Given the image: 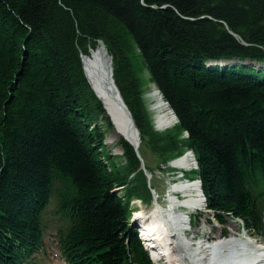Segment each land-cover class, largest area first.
Instances as JSON below:
<instances>
[{"label":"trees","instance_id":"trees-1","mask_svg":"<svg viewBox=\"0 0 264 264\" xmlns=\"http://www.w3.org/2000/svg\"><path fill=\"white\" fill-rule=\"evenodd\" d=\"M98 39L141 143L161 163L191 148L215 219L258 222L264 70L205 61H264V0H0V264L32 246L52 192L74 213V264H153L129 223L146 177L129 142L118 156L104 144L113 124L82 68ZM147 82L176 115L171 128H153Z\"/></svg>","mask_w":264,"mask_h":264},{"label":"bare ground","instance_id":"bare-ground-1","mask_svg":"<svg viewBox=\"0 0 264 264\" xmlns=\"http://www.w3.org/2000/svg\"><path fill=\"white\" fill-rule=\"evenodd\" d=\"M102 52L100 45L90 49L83 56V66L90 84L106 107V114L112 120L113 128L106 137V147H112V152L119 154L120 137L138 144L139 148V134L118 102L119 99L115 101L111 97L116 92L104 81L107 63L106 60L103 63L100 61ZM148 97L152 100L150 105H147L145 99L144 101L153 126L157 130L172 127L175 122L173 113L153 84ZM169 165L185 169L196 163L191 153L187 152L169 161ZM179 178L172 179L167 187L166 206H161L156 200L149 211H145L143 207L133 211V219L139 218L142 221L140 233L145 236V245L153 255L161 256L164 264H264V244L258 245L246 233L238 239L236 231L232 230L225 238L219 237L210 243L204 239L197 240L186 233L190 229L188 213L203 209L205 201L197 180L186 181Z\"/></svg>","mask_w":264,"mask_h":264},{"label":"rangeland","instance_id":"rangeland-1","mask_svg":"<svg viewBox=\"0 0 264 264\" xmlns=\"http://www.w3.org/2000/svg\"><path fill=\"white\" fill-rule=\"evenodd\" d=\"M144 77L147 78L146 73H144ZM151 84L146 83V86L144 88V99L147 103V105H150L151 98L148 97V93L150 92ZM109 150H112V147L107 146ZM139 152L141 157L144 160V164L151 170L148 172L149 176V183L152 186V193L154 196H158L159 202L162 206L166 205V194H167V186L171 179L173 178V172L169 165L162 164L159 161V157L152 152L149 147H147L146 144L140 143L139 145ZM113 153V152H112ZM121 154V152L119 153ZM118 154V155H119ZM117 155V154H116ZM187 177L191 178L193 176V173H187ZM147 182V188L145 187L144 190L140 191L139 197L141 198L142 202L146 204L147 206L142 205L143 209L149 211L151 209V206L153 205L154 201L152 202V196L150 194V185ZM140 200H136V198L132 201V207L133 209H138L140 205ZM202 217L198 220L200 223L197 228L194 229L193 235H195L196 238L200 237L205 239L206 237H211L213 239H217L220 236H222L223 230L227 231V234H229L232 230H235L238 234L242 233H248L245 229H242L240 220H235L232 217H227V225L222 226L217 224L216 222L208 221L209 214L207 212H204L200 214ZM58 216H53L50 214V220H47L46 225V234L54 233L56 225H57ZM131 222V220H130ZM192 224H194V221H192ZM235 226V227H234ZM234 228V229H233ZM164 264V263H163Z\"/></svg>","mask_w":264,"mask_h":264},{"label":"water","instance_id":"water-1","mask_svg":"<svg viewBox=\"0 0 264 264\" xmlns=\"http://www.w3.org/2000/svg\"><path fill=\"white\" fill-rule=\"evenodd\" d=\"M224 26L227 28L228 32H229L231 35H233L235 38H237L238 40H240L243 44H247V43L242 39V37H241L238 33L232 31L231 29H229L226 23H224ZM99 45H100L101 48L103 49L102 57L100 58V61L103 63V62L106 60V63H107V66H106V68H105V70H106V73H105L106 78H104V81H106V84H109V85L112 87V91H115V92H116V94H115L114 96H113V95L111 96L112 99H114L115 101H118V99H119L118 102L120 103V105H121L122 108L124 109V111H125V113L127 114V116H128V118H129V120H130L132 126L134 127L135 124H134V120H133L132 114H131L130 110L128 109V107L126 106V104H125V102H124V100H123V98H122V96H121V94H120V92H119V90H118V88H117V86H116V83H115V81H114V78L112 77V75H113L112 56L108 53V51H107V49H106V46H105V44H104V42H103L102 40H98V41H97L96 48H97ZM83 56H84V54H81V63H82V68H83V71H84L85 78H86V80H87L89 86L91 87L93 93L95 94V96H96V97L102 102L104 108L106 109V107H105V105H104L102 99H101L100 96L97 94V92L95 91V89H94L93 86L90 84V82H89V80H88V78H87V75H86V72H85V69H84V66H83ZM106 111H107V110H106ZM171 112H172V111H171ZM173 116H174L175 121H176V116L174 115V113H173ZM136 131L138 132V129H137V128H136ZM125 139H126V138H125ZM126 140H127V139H126ZM128 141H129V140H128ZM129 142H130V141H129ZM130 143L133 145L134 150H135V152H136V155L138 156V158H139V160H140L141 168L143 169L144 173L147 174V173H146V169H145V167H144V160H143V158L141 157V155H140V153H139V151H138V148H137L138 144L135 145V144H133L132 142H130Z\"/></svg>","mask_w":264,"mask_h":264}]
</instances>
